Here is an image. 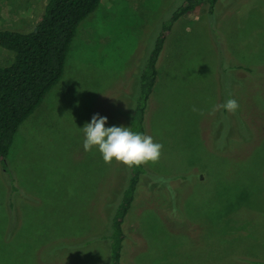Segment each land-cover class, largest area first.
Returning a JSON list of instances; mask_svg holds the SVG:
<instances>
[{"label":"rangeland","instance_id":"rangeland-1","mask_svg":"<svg viewBox=\"0 0 264 264\" xmlns=\"http://www.w3.org/2000/svg\"><path fill=\"white\" fill-rule=\"evenodd\" d=\"M48 0H0V30L28 32ZM186 0H100L63 76L0 163V264H109L105 223L127 167L85 152L94 114L129 127L162 27ZM156 65L124 264H264V0L206 3L172 23ZM13 53L0 47V67ZM231 94L235 114L216 106ZM196 109L195 111L193 109Z\"/></svg>","mask_w":264,"mask_h":264},{"label":"trees","instance_id":"trees-1","mask_svg":"<svg viewBox=\"0 0 264 264\" xmlns=\"http://www.w3.org/2000/svg\"><path fill=\"white\" fill-rule=\"evenodd\" d=\"M100 0H48L41 19L28 32L0 30V47L11 51L10 64L0 67V163L6 159L14 136L21 124L34 113L45 96L63 76L65 60L79 25L99 6ZM219 0H186L172 14L168 25L156 39L153 51L140 77V94L135 109L129 115L133 132L145 134L144 119L149 96L157 76V62L167 32L172 23L206 3L212 15ZM144 167L126 170L120 199L114 201L111 216L105 223L103 241L110 251L109 264L122 263L123 243L127 240L125 219L134 200ZM247 264H258L248 261Z\"/></svg>","mask_w":264,"mask_h":264},{"label":"clouds","instance_id":"clouds-1","mask_svg":"<svg viewBox=\"0 0 264 264\" xmlns=\"http://www.w3.org/2000/svg\"><path fill=\"white\" fill-rule=\"evenodd\" d=\"M240 105L234 98H229L216 110L223 109L235 114ZM196 110L195 108L193 109ZM107 117L94 114L91 121L81 129L84 134L83 148L85 152L97 149L105 164L114 161L122 163L129 169L140 168L159 163L163 153V145L154 138L141 132H133L130 127H106Z\"/></svg>","mask_w":264,"mask_h":264}]
</instances>
